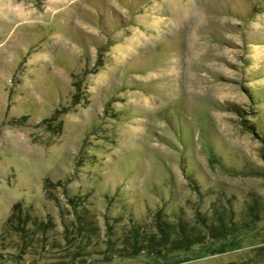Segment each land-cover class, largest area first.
<instances>
[{
    "label": "rangeland",
    "instance_id": "374dc122",
    "mask_svg": "<svg viewBox=\"0 0 264 264\" xmlns=\"http://www.w3.org/2000/svg\"><path fill=\"white\" fill-rule=\"evenodd\" d=\"M0 264H264V0H0Z\"/></svg>",
    "mask_w": 264,
    "mask_h": 264
},
{
    "label": "trees",
    "instance_id": "16d2710c",
    "mask_svg": "<svg viewBox=\"0 0 264 264\" xmlns=\"http://www.w3.org/2000/svg\"><path fill=\"white\" fill-rule=\"evenodd\" d=\"M255 130V129H254ZM256 132V131H255Z\"/></svg>",
    "mask_w": 264,
    "mask_h": 264
}]
</instances>
